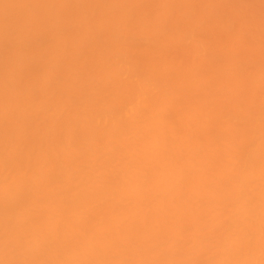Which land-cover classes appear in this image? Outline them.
I'll return each instance as SVG.
<instances>
[{
  "label": "bare ground",
  "instance_id": "bare-ground-1",
  "mask_svg": "<svg viewBox=\"0 0 264 264\" xmlns=\"http://www.w3.org/2000/svg\"><path fill=\"white\" fill-rule=\"evenodd\" d=\"M0 264H264V0H0Z\"/></svg>",
  "mask_w": 264,
  "mask_h": 264
}]
</instances>
